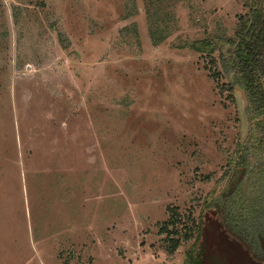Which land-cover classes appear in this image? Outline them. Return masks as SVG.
I'll list each match as a JSON object with an SVG mask.
<instances>
[{"label":"rangeland","instance_id":"374dc122","mask_svg":"<svg viewBox=\"0 0 264 264\" xmlns=\"http://www.w3.org/2000/svg\"><path fill=\"white\" fill-rule=\"evenodd\" d=\"M246 2L0 0V264H264L205 205L247 122L198 43Z\"/></svg>","mask_w":264,"mask_h":264},{"label":"trees","instance_id":"16d2710c","mask_svg":"<svg viewBox=\"0 0 264 264\" xmlns=\"http://www.w3.org/2000/svg\"><path fill=\"white\" fill-rule=\"evenodd\" d=\"M245 6L247 13L239 17L233 40L198 43L203 51H213L216 47L220 51V72L214 71L212 76L216 81L225 79L227 91L242 92L247 122L246 137L239 144L237 156L229 160L225 187L205 205L206 209L213 208L220 214L230 235L255 259H260L264 258V0H248ZM125 16L128 18L129 11ZM163 39L152 37L155 45ZM176 217L172 214L160 231L166 236L170 254L200 233L199 225L192 219L182 233L175 225L179 220ZM193 262L189 252L186 264Z\"/></svg>","mask_w":264,"mask_h":264}]
</instances>
